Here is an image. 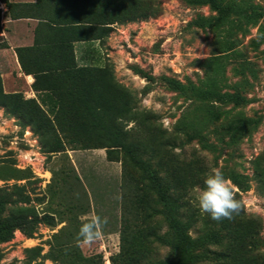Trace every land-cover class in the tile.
<instances>
[{
	"label": "rangeland",
	"instance_id": "374dc122",
	"mask_svg": "<svg viewBox=\"0 0 264 264\" xmlns=\"http://www.w3.org/2000/svg\"><path fill=\"white\" fill-rule=\"evenodd\" d=\"M189 1L145 0L142 10L152 9L153 15L117 22L111 30L99 33L100 40L81 44V66L108 68L116 83L133 93L137 110L152 113L157 125L167 132H173L183 117L200 126L208 116L200 102L190 94L171 90L166 79L197 88H207L214 79L218 91L237 92L247 99V104L240 107L215 103L220 118L202 130L204 139L185 142L174 152L186 162L204 163L209 171L219 167L226 178L231 172L246 178L250 188L245 192L230 180L242 203L246 225L255 233L251 257L248 255L245 264H264V188L254 166L258 159L264 166V38H258L264 37V18H234L221 30L200 28L196 21L213 13L209 7L193 6ZM227 1H236L249 11L264 12V0ZM116 4L117 12L121 11L115 12L117 15H133L132 3ZM54 37L66 40L72 35L55 33ZM53 51L65 56L71 52L67 45ZM198 62L207 64L201 66ZM135 69L145 76L136 74ZM76 72H71L72 78H85L86 72ZM117 95L112 100H117ZM57 97L49 106L52 120L79 117L76 109L64 106L72 99ZM3 162L15 163L17 169L29 171L32 178L30 183L0 181V188L26 185V194L40 216L55 215L57 226L40 224L32 239L17 231L12 241L0 244V264H25L26 249L34 247H42L43 255H55L56 261L46 260L43 264H118L125 227L126 244L137 243L135 231L143 226L145 194L135 171L122 162L109 161L106 150L84 149L82 144L74 143L67 144L64 153L46 155L33 129H24L18 119L1 108ZM92 213L109 219L104 237L91 247H77L80 217ZM168 254L162 249L155 259L166 260Z\"/></svg>",
	"mask_w": 264,
	"mask_h": 264
},
{
	"label": "trees",
	"instance_id": "16d2710c",
	"mask_svg": "<svg viewBox=\"0 0 264 264\" xmlns=\"http://www.w3.org/2000/svg\"><path fill=\"white\" fill-rule=\"evenodd\" d=\"M114 1L36 0L34 4H13L9 0H0L10 11L20 7L22 15L38 18L41 25L52 29L53 34L72 35L70 39H61V43H54L50 49L53 51L67 45L72 55L75 44L100 40L99 33L111 30L117 22L144 20L153 15L152 9L142 10L146 7L143 6L145 0H116L135 6L133 15L119 16L117 14L121 11L117 12L119 6ZM189 2L193 6L209 7L213 13L196 21L200 28L221 30L234 18L248 21L264 18L263 11L252 8L249 11L236 1ZM1 22L0 10V31ZM4 48L6 45L0 43V50ZM198 64L204 66L207 62ZM22 67L28 72L23 63ZM61 67L74 72L77 70L76 73L82 75L86 72L81 81L73 76L74 88L67 92L72 103L64 105L76 109L79 117L69 121L52 120L36 100H26L18 93H5L1 75L0 109H4L9 117L18 119L24 129L31 127L39 136L46 155L64 153L67 144L80 143L84 149L106 150L109 161L122 162L135 171L146 198L143 202V226L135 231L137 243L132 246L126 244L124 235L127 228H124L118 264H245L248 255L251 257L254 230L247 227L241 211L233 219L221 221L201 214L192 200L195 189L203 186L209 170L202 162L197 161L195 165L180 159L174 150L185 142L204 139L202 130L208 128L209 122L220 118L215 103L240 107L247 104V99L237 92L218 91L214 79L207 88L186 86L166 79L171 90L190 94L200 102L208 116L200 126L183 117L173 132H167L157 125L152 113L137 110L133 93L118 85L108 68L79 66L75 56ZM135 73L145 76L140 69H135ZM116 92L117 100H112ZM130 125L133 126L128 128ZM254 166L257 180L264 188V166L259 159ZM31 178L29 171L17 169L15 163H0V181L26 180L30 183ZM228 178L242 192L250 188L245 177L231 172ZM43 223L51 228L57 226L55 215L45 213L40 216L32 205L31 197L26 194V185L0 188V244L12 241L17 231L32 239ZM162 249L168 250V258L155 259ZM25 253V264L56 261L52 252L43 255L42 247L26 249ZM73 264L77 263L74 261Z\"/></svg>",
	"mask_w": 264,
	"mask_h": 264
},
{
	"label": "crops",
	"instance_id": "0c3cea01",
	"mask_svg": "<svg viewBox=\"0 0 264 264\" xmlns=\"http://www.w3.org/2000/svg\"><path fill=\"white\" fill-rule=\"evenodd\" d=\"M13 4H34L36 0H9ZM2 22L0 43L6 48L0 50V75L7 94H22L26 100H36L51 117L50 104L74 88L71 72L62 69L65 61L73 56L81 66V44H75L74 55L56 54L50 51L54 43H61L54 37L52 29L41 25L38 18L24 16L20 7L11 11L0 2ZM18 50H22L18 53ZM20 54V56H19ZM22 63L26 70H23ZM54 99H53V98ZM56 97V98H55ZM70 99L71 96H68Z\"/></svg>",
	"mask_w": 264,
	"mask_h": 264
},
{
	"label": "clouds",
	"instance_id": "9594fccd",
	"mask_svg": "<svg viewBox=\"0 0 264 264\" xmlns=\"http://www.w3.org/2000/svg\"><path fill=\"white\" fill-rule=\"evenodd\" d=\"M192 203L201 214H207L215 221L231 220L242 210V203L236 198L230 179L224 176L219 167L211 168L206 174L203 186L195 189ZM80 221L75 237L77 247H91L103 239L104 230L109 224L107 217L95 213L85 214L80 217Z\"/></svg>",
	"mask_w": 264,
	"mask_h": 264
},
{
	"label": "built area",
	"instance_id": "2783aa9c",
	"mask_svg": "<svg viewBox=\"0 0 264 264\" xmlns=\"http://www.w3.org/2000/svg\"><path fill=\"white\" fill-rule=\"evenodd\" d=\"M26 134H27V135H30V132H29V131H27V132H26Z\"/></svg>",
	"mask_w": 264,
	"mask_h": 264
}]
</instances>
